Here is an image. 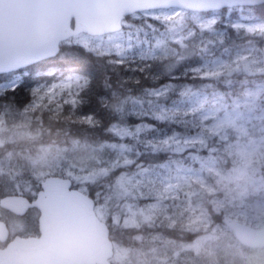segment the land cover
<instances>
[{
	"label": "trees",
	"instance_id": "1",
	"mask_svg": "<svg viewBox=\"0 0 264 264\" xmlns=\"http://www.w3.org/2000/svg\"><path fill=\"white\" fill-rule=\"evenodd\" d=\"M261 5L264 3L208 12L186 10L181 17H176L178 19L168 20L148 17L140 12L135 13L136 16H125L122 21L123 29L130 24L139 28L135 30L140 34L167 31L164 38L171 47L177 49L176 57L161 61L147 59L140 68L136 64L129 66L127 62L109 63L105 55L82 45L69 43L68 40L61 41L59 52L55 56L24 69L27 70L21 77L24 86L13 93L12 97L18 103V110L24 106L29 107L38 98V94L52 83L51 74L38 71L47 62L53 68V73L70 72L78 76L79 81H72L70 87L74 102H65L59 107L55 101L47 98L41 100L29 113L33 138L30 145H25L34 151L42 144L71 146L74 143L88 142L93 145L109 143L130 150L134 155L131 163L99 175L94 181L83 185L72 182L73 187L91 196L97 206L103 205L108 210L120 211L123 215L125 212L122 207L133 199L122 196L116 189L119 176L163 164L175 156L173 149L161 142L166 135L178 133L181 137L198 136L205 144L199 149V155L213 158L217 169L226 172L237 164L238 159L237 153L230 149L229 144L242 137H237L231 129H226L224 133L208 131L202 127L200 117L203 109L217 99L227 102L229 106H234L237 102L236 106L242 107L244 111L245 108L240 103L243 90L256 83L264 84V70L253 72L243 62L233 61L235 54L264 53V31L247 33L233 25L235 21L249 17L264 20ZM172 34L182 37L171 40ZM209 56L224 58L226 64L222 71L213 75L196 73L193 67L202 64ZM77 83L84 84V87H78ZM133 100H140L145 105L151 100L156 104H164L170 110L161 115L148 110L138 115L128 112ZM87 116L89 119L85 120ZM257 123L264 127V118L248 119V133L252 134L259 128ZM114 124H143L144 127L120 136L111 129ZM252 170L264 182V164L250 167V171ZM209 184L212 186L211 190L197 186L192 197L194 202L199 203V208L207 212L213 223L225 222L237 210L247 211L252 201L264 199V184L257 190L249 189L244 197L238 199L235 190L226 193L225 189L216 187L214 178L209 177ZM216 199L222 201L218 209L213 203ZM105 222L116 250L120 254H126L123 264L133 261L131 252L149 248V238L155 234L162 233L176 240L189 236L188 232H181L176 228L161 229V226L147 224L140 217H137L136 226L122 225L120 220L115 222L109 215ZM192 233L190 232V237ZM118 257L119 255L113 256L110 264H116Z\"/></svg>",
	"mask_w": 264,
	"mask_h": 264
},
{
	"label": "rangeland",
	"instance_id": "2",
	"mask_svg": "<svg viewBox=\"0 0 264 264\" xmlns=\"http://www.w3.org/2000/svg\"><path fill=\"white\" fill-rule=\"evenodd\" d=\"M183 11L177 8H160L140 13L168 20L178 19L176 17H181ZM233 25L247 33L264 31V20L251 17L237 20ZM135 29L139 28L129 24L125 29L105 35L91 36L78 33L68 38V42L105 55L109 63L127 62L129 66L136 64L139 68L143 67L147 59L161 61L176 57L177 49L171 47L164 38L167 31L140 34ZM181 37L172 34L171 40H178ZM234 56V62H243L253 72L264 70V53ZM224 64H226L224 58L209 56L202 64L193 67V70L201 75H213L220 73ZM38 71L45 73L43 69ZM47 71L51 72L48 69ZM25 73L27 70L12 72L11 76L19 80ZM61 75L60 79L52 82L38 94V98L30 104L28 110L19 113L11 120V124L4 127L22 128L28 123V114L44 98L55 101L59 107L65 102L73 103L74 94L70 87L78 76L70 72H62ZM262 89L264 84L256 83L243 90L240 103L244 106V111L242 107L236 106L237 102L234 106H229L227 102L217 99L211 101L201 113L202 127L208 131L224 133L226 129H231L237 137H242L229 144L230 149L238 155L234 167L226 172L219 171L213 158L199 155V149L205 144L198 136L181 137L178 133H172L161 139V142L170 146L175 156L163 164L119 176L116 189L122 196L133 199L122 207L124 215L120 211L112 212L103 205L95 204L96 212L104 220L109 215L115 222L120 220L119 223L122 225L136 226L137 217H140L147 224L161 226V229L176 228L189 234L186 239L178 240L166 237L162 233L155 234L149 238L151 246L139 249L135 253L131 252L133 261L126 264H264V246L253 248L243 245L227 224L229 221L237 220L255 228H264V199L252 201L247 211L237 210L233 215H229L225 222L213 223L207 212L199 208V203L194 202L192 197L197 186L212 189L209 177L214 178L216 187L225 189L226 193L235 190L237 199L244 197L249 189L257 190L263 186L264 182L255 176V170L250 171V167L264 164V127L257 123L259 128L252 134L248 133L246 127L249 118H264ZM144 105L140 100H133L128 112L140 115L148 110L161 115L170 110L164 104H156L151 100ZM88 119L89 116L85 117V120ZM143 127V124L134 126L114 124L111 129L124 136ZM256 133L258 135L254 136ZM133 159L134 155L130 150L109 143L93 145L80 142L71 146L42 144L34 151L26 146H13L11 154L5 153L0 157V193L4 194L16 187L28 191L30 186H37L47 175L68 177L77 185H83L94 181L99 175L131 163ZM213 203L217 209L222 205L220 199L214 200ZM201 217L206 218V221ZM25 225L24 219L15 218L11 227L13 231L20 232ZM190 232H193L192 237ZM115 255H119L116 264H123L126 254L124 252L120 254L115 250Z\"/></svg>",
	"mask_w": 264,
	"mask_h": 264
},
{
	"label": "water",
	"instance_id": "3",
	"mask_svg": "<svg viewBox=\"0 0 264 264\" xmlns=\"http://www.w3.org/2000/svg\"><path fill=\"white\" fill-rule=\"evenodd\" d=\"M264 0H4L0 11V74L55 56L60 42L78 33L91 36L122 28L127 15L177 8L208 12L254 6ZM1 204L16 213L39 210L38 235H16L0 248V264H110L115 246L94 199L71 186V179L46 176L35 198L7 195ZM228 226L247 247L264 246V228L237 220ZM0 221V239L6 235Z\"/></svg>",
	"mask_w": 264,
	"mask_h": 264
},
{
	"label": "flooded vegetation",
	"instance_id": "4",
	"mask_svg": "<svg viewBox=\"0 0 264 264\" xmlns=\"http://www.w3.org/2000/svg\"><path fill=\"white\" fill-rule=\"evenodd\" d=\"M42 69L48 68L50 63L45 62L42 64ZM11 74V73H7ZM46 74V73H45ZM48 75V74H46ZM61 74L54 73L52 74V82L57 81L58 78H61ZM18 103L16 99L12 96L5 99H0V157L5 153L11 154L13 146L17 145H30L33 138L32 133V119H30V114H28V123H26L22 128H13V127H4L5 125L11 124V120L16 118L19 113H24L28 110L29 107L24 106L21 110L17 109ZM21 131V132H19ZM27 137V139H26ZM26 144V145H25ZM57 145V143H54ZM26 148H29L26 146ZM50 176V175H47ZM51 176H60V175H51ZM46 177V176H45ZM44 179V178H43ZM41 180L37 186H30L31 188L27 191L23 188L16 187L9 192L4 194L0 193V221H2L6 227V235L1 240L0 239V248H3L9 240H11L16 235L29 236V235H38L37 221L39 216V210L36 207L28 206L23 213H16L12 210L7 209L1 204L2 198L7 195H19L25 197L28 201H31L35 198L37 192L41 189ZM72 186V183H71ZM73 187V186H72ZM15 218L24 219L26 224L23 227V230L16 232L12 230V222Z\"/></svg>",
	"mask_w": 264,
	"mask_h": 264
},
{
	"label": "snow or ice",
	"instance_id": "5",
	"mask_svg": "<svg viewBox=\"0 0 264 264\" xmlns=\"http://www.w3.org/2000/svg\"><path fill=\"white\" fill-rule=\"evenodd\" d=\"M243 2V0H241ZM261 10L264 12V5H261ZM5 8L4 0H0V11ZM79 81V78H76V82ZM24 86L23 78L16 80L11 74H0V99H5L12 96L13 93L20 90ZM78 87H84V84L77 83ZM202 220L206 221V218L201 217Z\"/></svg>",
	"mask_w": 264,
	"mask_h": 264
},
{
	"label": "bare ground",
	"instance_id": "6",
	"mask_svg": "<svg viewBox=\"0 0 264 264\" xmlns=\"http://www.w3.org/2000/svg\"><path fill=\"white\" fill-rule=\"evenodd\" d=\"M47 71V68L44 69V72ZM254 248V247H253Z\"/></svg>",
	"mask_w": 264,
	"mask_h": 264
}]
</instances>
